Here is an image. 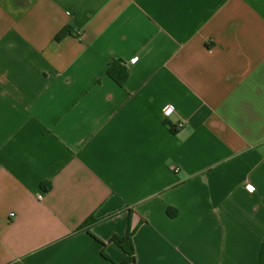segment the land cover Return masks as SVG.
Here are the masks:
<instances>
[{
	"label": "crops",
	"instance_id": "obj_1",
	"mask_svg": "<svg viewBox=\"0 0 264 264\" xmlns=\"http://www.w3.org/2000/svg\"><path fill=\"white\" fill-rule=\"evenodd\" d=\"M128 231L130 264H259L264 0H0V264Z\"/></svg>",
	"mask_w": 264,
	"mask_h": 264
},
{
	"label": "trees",
	"instance_id": "obj_2",
	"mask_svg": "<svg viewBox=\"0 0 264 264\" xmlns=\"http://www.w3.org/2000/svg\"><path fill=\"white\" fill-rule=\"evenodd\" d=\"M63 34L64 32L57 35V39L61 38ZM106 75H108L109 78L115 81L119 86H122L128 77L126 66L121 64L120 61L117 60H113L111 63H109V66H107ZM132 233L133 232L128 231L124 236L114 235L111 239V242L121 248V251L126 255V259L123 264H130L135 262V249L132 242ZM259 259V264H264V243L261 247V254H259Z\"/></svg>",
	"mask_w": 264,
	"mask_h": 264
},
{
	"label": "built area",
	"instance_id": "obj_3",
	"mask_svg": "<svg viewBox=\"0 0 264 264\" xmlns=\"http://www.w3.org/2000/svg\"><path fill=\"white\" fill-rule=\"evenodd\" d=\"M168 106H172L173 109H174L173 112L171 113V115H175L176 117L180 118L179 115L177 114L176 110H175V107H174L172 104H170V103H166V104H164V105L161 107V113H162L164 116H166V115H165V111H166V109H167ZM169 116H170V115H169ZM182 126H183L182 121H179V122L177 123V125H176L177 128H181ZM172 170H173L174 173H177V172L179 171L178 168H172ZM247 186H248V185H246V187H244L246 191H247Z\"/></svg>",
	"mask_w": 264,
	"mask_h": 264
},
{
	"label": "clouds",
	"instance_id": "obj_4",
	"mask_svg": "<svg viewBox=\"0 0 264 264\" xmlns=\"http://www.w3.org/2000/svg\"><path fill=\"white\" fill-rule=\"evenodd\" d=\"M138 60H139L138 57H137V58H134V59L132 60V63H133V64L138 63ZM173 110H174V109H173L172 106H168L167 109H166V111H165V115H166V116L171 115V113L173 112ZM247 191L249 192V194H252V193L255 191L254 186H252V185H248V186H247Z\"/></svg>",
	"mask_w": 264,
	"mask_h": 264
}]
</instances>
